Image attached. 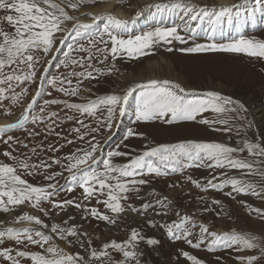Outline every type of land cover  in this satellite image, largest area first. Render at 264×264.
<instances>
[{
    "label": "snow or ice",
    "instance_id": "1",
    "mask_svg": "<svg viewBox=\"0 0 264 264\" xmlns=\"http://www.w3.org/2000/svg\"><path fill=\"white\" fill-rule=\"evenodd\" d=\"M95 0H68L66 6H61L55 0H0V11L5 15L0 16V23L10 26V30L0 27V102L6 101V93L11 92V99L14 103L19 102L21 96L29 94V89L22 87L27 82L36 84L35 94L31 97V102L27 104L15 123L0 126V144L5 145V149L0 152V212L8 213L16 208L21 211L16 214L13 223L30 224L32 227L0 228V264H141L140 257L143 252L139 245L145 243L149 247L159 246L161 241L155 237H146L137 228H132L126 240H110L104 242L97 250L91 246V241L81 242L80 247L86 251L82 254L77 251L71 253L61 248L56 241L65 243L68 247L75 245L76 241H81L82 233L76 224H70V220L75 217L69 215L68 219L61 223H46L39 215L30 214L24 211V207H30L43 216H49L52 209L57 210V215L61 212L67 214L69 207L82 210V219L89 217L106 224H116L117 218L126 212L138 215L146 214L149 209L157 215H167L164 210L168 207V198H157L154 203H142L139 208L128 203L133 198H139L141 187L147 185L154 178L168 176L169 173H183L189 168H209L219 169L220 175L225 177L222 181L213 183L217 177L207 180L205 184L194 180L191 176L188 180L197 188L207 191L209 188L223 190L230 187L227 196L233 193L242 195L258 196L264 199V184L257 190L255 183H250L235 176H230L225 169L241 172L244 175H258L264 179V167L255 168L257 161L264 165V140H249L245 132L246 119L242 116L243 104L233 101L218 92L208 91L198 94L189 91L180 83L170 80L150 79L146 83H137L125 89L122 94H111L97 97L86 103H69L64 99L50 98L44 100V106L40 107V112H48L51 106L63 105L65 109L79 113L81 116L93 117L97 120L98 126L88 129V125L83 120L75 116L67 119L75 120L81 127L88 129V133L81 134L78 139L84 140L86 134L96 133L102 128L109 130L113 127V122L125 114L126 106L130 98H135L136 110L135 121L138 123H155L162 125L180 127L185 123H198L200 125H229L227 119L209 120L204 118L205 113H230L235 125H229L223 129L213 127V131L231 132L233 128L237 135H241L238 145H230L218 141L198 140L191 137H178L176 142L148 143L143 146L142 151L131 148L122 151L121 145L115 149L104 151L96 136L92 135L86 148H76L74 152L61 158L51 157L50 163L41 161L40 164L29 163L30 158L20 159L15 154L12 144L20 145L22 142L11 133L17 129H24L29 120L33 124L43 122L46 118L52 121L47 125L49 131L52 130L59 113L48 112L44 115H31L32 110L37 106L39 98L45 92L44 84L47 83L52 89L64 96H78L79 87L72 88V80L67 76L61 78L52 76L51 79L43 74L38 75L37 65L43 59L45 63L51 65L52 61L58 59L56 53L62 52L66 47L68 51H63L64 59H60L56 67L65 68L75 66L85 69V71H71L69 75L76 77L78 84L82 79H96L93 71L91 55H82L79 60L70 58L71 51L81 53L88 52L81 46L74 49L70 40L78 41L91 35V31L99 21H106L103 29L99 33V41H90L97 52L101 49L98 43L105 44L104 52H110L111 58L116 59L121 53L129 58H138L147 55L154 45H172L174 42L189 44L192 46L181 48L180 51L186 53H228L245 55L247 57L264 58V40L255 38H245L239 35L227 42H223L225 27L235 28L237 32L243 23L241 8L246 0L231 6L221 5L219 9L208 6L185 5L181 2L175 4L149 5L148 8H155L157 11L168 9H182L180 19L184 22V32L181 34L178 25L157 26L150 31H145L142 35L123 38L122 33L127 31L128 25L134 21L118 19L113 15H93L91 23H83L73 15H70L66 8L78 10L81 6H88ZM257 7L247 12L248 17H254L257 13L264 16V0H256ZM142 13L137 12L136 17ZM207 20L211 25L210 31L202 28L203 22ZM69 22H74L71 28H66ZM163 23V21H159ZM200 28L207 36L206 42L197 43L196 38L200 35L197 29ZM219 31L221 41L216 39ZM107 37V40H105ZM59 45V46H58ZM110 45V47H109ZM169 52L173 50L168 47ZM51 56V60L47 58ZM108 57L105 56V59ZM102 62V61H101ZM93 68V71L86 69ZM48 71L47 68L44 69ZM40 83H37V81ZM67 83L69 87H64ZM20 87V93H16L15 88ZM135 94V96H134ZM47 95L52 96L48 91ZM100 113V115H98ZM247 127H251L248 125ZM79 133L80 128H75ZM29 135H37L35 132ZM59 135V133H57ZM147 137L143 133L134 132L129 128L124 140L131 137ZM69 145L72 140H67ZM23 147L27 148L26 144ZM62 147V146H61ZM125 148L129 146L124 145ZM50 151L56 152L59 149L50 147ZM35 151V150H33ZM242 154V155H241ZM252 157L253 159H248ZM121 158L122 162H118ZM57 165L60 171H53L52 166ZM43 168V179L46 184H36L30 182L25 176H35L40 174ZM69 175L66 185H59L58 177H62L64 172ZM54 181V182H53ZM175 187V185H173ZM64 188L72 192L75 188L81 191L83 201L95 199L96 204L102 205L105 209L101 212L98 207H88L85 204L73 199L56 200L58 192ZM155 195V193H150ZM214 205H219L220 201L214 199ZM45 204L49 207L46 208ZM159 206L160 210H157ZM256 215L264 219V209H253ZM111 213V215L109 214ZM177 219L163 225L169 241H183L192 249L204 248L212 253L217 249L230 250L236 253L259 251L256 254L236 255L237 264H255L259 260H264V242H261L256 235H250L243 231H225L218 233L211 231L209 227L200 223L197 224L190 215L176 213ZM2 223V222H0ZM148 224L155 226L154 221L149 220ZM198 228V234L194 237V230ZM75 238V240L73 239ZM112 253L122 256V259H113ZM183 257L190 264H206V261L191 254L189 251H182ZM225 258L215 257V264H221Z\"/></svg>",
    "mask_w": 264,
    "mask_h": 264
},
{
    "label": "rangeland",
    "instance_id": "2",
    "mask_svg": "<svg viewBox=\"0 0 264 264\" xmlns=\"http://www.w3.org/2000/svg\"><path fill=\"white\" fill-rule=\"evenodd\" d=\"M56 3H60L61 6H66L68 0H55ZM75 2V0H73ZM181 2L185 5L192 6H208L210 8L215 7L219 9L220 5H217L215 0H95L94 3H89L88 6H81L78 10H72L66 8L70 15H73L83 23H91L93 15H109L107 12L102 11L104 5L111 4L113 10H120L126 14L128 21H134L129 23L127 31L122 33L123 38L134 37L135 35H142L145 31H150L157 26H173L178 25L180 27L181 34L186 35L184 32V22L180 19L183 14L182 9H168L163 11H157L155 8L149 9V5L157 4H175ZM240 0H234L233 4L239 3ZM231 4V5H233ZM229 5V6H231ZM257 7L256 0H246V3L241 8V14L243 23L239 29V32L235 28L225 27L223 33V42H227L233 38H238L239 35H244L245 38H255L264 40V16L257 13L254 17H248L247 12L252 11ZM141 12L139 17H136V13ZM5 15L0 11V16ZM132 18V19H131ZM123 20V19H122ZM163 23H159V21ZM106 21H99L97 25L90 30L91 35L78 41L70 40L74 49H79L83 46L88 49V52L81 53L79 51H71L70 58L79 60L82 55H91L93 60L91 64L93 68L86 69L87 71H93V76L96 79H82L79 84L76 77H71L69 73L73 70L85 71V69L75 66H69L67 68L60 66L56 67L60 59H64L63 51H68L66 47L62 49V52L56 53L58 59L52 61L51 65L45 63L42 59L41 63L37 65L38 75L43 74L47 79H51L52 76H59L61 78L67 76L72 80L70 87H79L80 92L78 96L68 97L63 93L57 92L52 89L47 83L44 84L45 92L42 94L32 110L31 115H44L47 117L48 112L56 111L59 116L56 119L52 130L47 129V125L52 124L51 120L47 118L43 122H37L33 124L31 120L25 125L24 129L14 130L11 134L16 137L22 143L20 145L12 144L16 150L15 154L20 159H29V163L40 164L41 161L50 163L51 157L63 158L70 152H74L76 148H86L88 142L91 140L92 135L96 136V141L103 147L104 151L115 149L119 144L122 151H128L131 148H135L137 151H142L143 146L148 143H165L176 142L178 137H191L198 140L206 141H218L224 142L230 145H238L241 140V135H237L235 128L231 132L213 131L212 128H225L229 125L237 124L233 115L230 113H205L204 118L209 120L227 119L229 125L215 124V125H200L198 123H185L180 127L162 125L159 122L155 123H138L135 121L136 102L135 98H130L128 105L126 106L125 114L122 117H118L113 122L111 130L102 128L101 131L96 133L86 134L84 140L78 139L81 134L88 133V129L97 127V120L93 117L81 116L79 113L72 110L65 109L63 105L51 106L48 112L41 113L40 107L44 106V100L50 98L64 99L69 103H86L90 100H94L97 97L122 94V92L130 86H134L137 83H146L142 78H137L141 71H145V65L147 62H156L160 58L164 60V63H160V67H155L153 73L159 76V80H170L176 83H180L189 91H195L198 94H203L208 91H215L225 97L231 98L233 101H238L243 104L244 110H241V115L246 119L243 121L245 124L244 135L249 140L261 141L264 140V58L247 57L245 55L228 54V53H186L180 51L181 48L192 46V42L189 44H180L174 42L172 45H154L152 49L147 50L148 54L140 56L138 58H129L126 54H119L116 59L111 58L110 52H104L105 44L98 43L100 52H97L96 47H93L90 43L95 39L99 41V33L103 29V25ZM74 22H69L66 28L70 29ZM208 21L203 22L202 28L210 31V27H207ZM0 27L4 30H10V26L4 23H0ZM200 35L196 38L197 43L206 42L207 36L200 28L197 29ZM216 39L221 41V35L219 31L216 33ZM107 40V37H105ZM59 46V45H58ZM110 47V45H109ZM168 47H172L173 50L169 52ZM105 56L108 58L105 59ZM51 60V56L47 58ZM102 61V62H101ZM170 64L172 71L168 72L166 65ZM48 71L45 72L44 69ZM132 74V78H128L129 74ZM127 75V76H126ZM145 74L143 73V76ZM157 78V80H158ZM138 79V80H136ZM37 83H40L38 80ZM24 88L29 89V94L21 96L19 102L14 103L11 99L12 93H6L8 99L0 102V119L10 120L11 123H15L20 117L24 108L29 102H31L32 95L35 94L36 84L27 82L22 85ZM64 87H69L67 83ZM20 87H16V93H20ZM51 91L52 96L49 97L47 92ZM135 96V94H134ZM100 115V113H98ZM75 116L80 120H83L88 129L81 127L76 121L69 120L67 117ZM250 125L251 127H247ZM75 128H80V132L74 131ZM133 129L134 132L143 133L147 139L140 136H134L128 140H124V137L128 129ZM35 132L37 135H29V133ZM59 133V135H57ZM67 140H72L73 144L69 145ZM28 147L25 148L23 145ZM127 144L129 147L125 148ZM62 146V147H61ZM5 145L0 144V152L5 149ZM50 147L58 148L56 152L50 151ZM35 150V151H33ZM242 155V154H241ZM0 159H3L0 156ZM248 159H253L248 157ZM118 162H122L121 158H117ZM255 168L264 167L258 161L254 165ZM53 171H60L61 169L57 165L52 166ZM45 169H40V174L32 177L25 176L30 182L36 184H46L48 181L43 179V172ZM219 169L213 170L205 167L201 168H189L183 173H169L168 176L154 178L147 185L141 187L139 198H133L128 203L139 208L142 203H154L157 198L167 197L168 207L164 210L167 211V215H157L155 211L149 209L146 214L138 215L132 212H126L121 214L117 218L116 224H106L102 221H96L91 219H82L84 213L82 210H77L74 207H69L67 214L61 212L57 215V210L52 209L49 216L45 217L42 213L36 212L30 207H24L23 210L30 214L39 215L41 219L46 223H61L63 220L68 219L71 215L75 217L74 220H70V224H76L78 229L82 233H87L86 236L81 237V241H76L75 245L68 247L65 243L56 241L61 248H65L66 251L75 253L77 251L82 254L86 251L85 248L80 247L81 242L87 243L91 241V246L99 250L104 242L110 240L123 241L126 240L130 234L132 228H137L146 237H155L161 241L159 246L149 247L145 243L139 245L140 250L144 253L140 257L141 264H190L183 255L182 251H189L191 254L206 261V264H215V257L222 256L225 258L221 264H237L236 255H249L256 254L260 256L259 251L255 252H241L236 253L234 250L217 249L215 252L209 253L203 247L200 249H192L188 244L183 241H169L166 235V229L163 225L170 223L172 220L177 219L176 213L181 215H190L193 217L197 224H206L211 231L223 233L225 231H243L250 235H256L261 242H264V219L256 215L253 209H264V199L258 196L242 195L233 193L232 196H227L226 193L230 191V187H226L223 190H216L209 188L207 191L197 188L193 185L188 177L200 181L203 185L207 180L216 176L217 179L213 180V183L222 181L225 177L220 175ZM230 176H235L238 179L246 180L250 183L257 185V190L264 184V179L258 175H244L241 172H237L230 169H225ZM68 173L65 171L62 177H58L59 185H66ZM54 182V181H53ZM175 185V187H173ZM81 191L79 188H75L72 192H68L61 188L56 200L73 199L85 204L88 207H98L101 212L105 209L102 205L96 204L95 199L91 201H83L81 198ZM155 195H150V193ZM216 199L220 201L219 205H214L212 201ZM45 207L49 206L45 204ZM157 210H160L157 206ZM21 211L20 208H16L8 213L0 212V228L13 227L24 228L22 226L33 225L24 223H13L16 214ZM13 216H10V214ZM111 215V213H109ZM52 219L55 221L52 222ZM4 220V221H3ZM152 220L155 226L148 224V221ZM7 224V225H6ZM198 228L194 230V237L198 234ZM75 240V238H73ZM113 259H122V256L112 253ZM96 264V262H94ZM255 264H264V260H259Z\"/></svg>",
    "mask_w": 264,
    "mask_h": 264
},
{
    "label": "bare ground",
    "instance_id": "3",
    "mask_svg": "<svg viewBox=\"0 0 264 264\" xmlns=\"http://www.w3.org/2000/svg\"><path fill=\"white\" fill-rule=\"evenodd\" d=\"M153 1H156V0H153ZM215 2H216L217 5H220V6L221 5H223V6H229V5L233 4L234 0H215ZM102 11L103 12H107L108 14L113 15V16L117 17L118 19L128 20V18H129L122 11H120L118 9L117 10H113L111 4L104 5V7H102ZM207 27H210V24L209 23L207 24ZM164 62L165 61L162 60L161 58L159 60H157L156 62H147L146 65H145V71H141L140 72V75L137 76V78L138 79L139 78H142L144 81H146V80L148 81L150 79H157L159 76H156L153 73L154 68L155 67H157V68L160 67L159 64L160 63H164ZM166 68H167V71L168 72L172 71V67H171V65L169 63L166 65ZM143 73L145 74L144 76H143ZM131 76H132V74L130 73L129 76H128V78H124V79L125 80L126 79L128 80V79L132 78ZM138 79H136V80H138ZM158 80H159V78H158ZM9 123H11L10 120L0 119V126L6 125V124H9ZM10 216H13V214L11 213ZM53 221H55V219H52V222ZM0 222H1V220H0ZM22 227H29V225H25V226H22Z\"/></svg>",
    "mask_w": 264,
    "mask_h": 264
}]
</instances>
